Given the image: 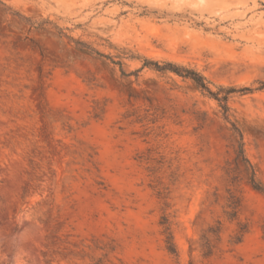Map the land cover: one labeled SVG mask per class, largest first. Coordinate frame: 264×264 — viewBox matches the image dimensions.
<instances>
[{"label": "rangeland", "instance_id": "1", "mask_svg": "<svg viewBox=\"0 0 264 264\" xmlns=\"http://www.w3.org/2000/svg\"><path fill=\"white\" fill-rule=\"evenodd\" d=\"M253 174L264 0H0V264H264Z\"/></svg>", "mask_w": 264, "mask_h": 264}, {"label": "trees", "instance_id": "2", "mask_svg": "<svg viewBox=\"0 0 264 264\" xmlns=\"http://www.w3.org/2000/svg\"><path fill=\"white\" fill-rule=\"evenodd\" d=\"M98 55L102 56V57H106L104 54H101L99 52H96ZM154 64L156 65L157 69L159 70H165V69H170L171 71L175 72V73H179L180 75H183V76H186V77H189L190 79L193 80V82L196 84V86L198 88H200L201 90H204V91H207L209 94H211L209 88L207 87L205 81H204V78L199 75L197 72L193 71V70H185V74H182L181 72H178V67H176L175 65H173L172 63H166L163 67L159 66L156 62H154ZM240 155H242L243 157V150H242V147L240 146ZM245 160V158H243ZM247 161V160H245ZM251 185L254 189L256 190H259V191H264V186L259 183V182H256L255 181V178H254V174L251 176ZM231 209L234 210L235 207L234 206H231ZM208 232L210 233H215V230L212 229V228H209V230H207ZM246 230H239L238 233L234 236V243H238L241 239V236L243 235V233L245 232ZM168 240H166V243H167V250L170 252V253H175L176 250H175V247L169 242V236L167 237ZM200 247L203 251V255L204 256H209L211 253H212V249H213V245L211 244L210 242V239L209 237L206 235V233H204L202 236H201V243H200Z\"/></svg>", "mask_w": 264, "mask_h": 264}]
</instances>
